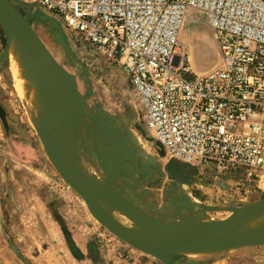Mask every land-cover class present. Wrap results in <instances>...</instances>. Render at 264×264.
Here are the masks:
<instances>
[{
    "label": "built area",
    "instance_id": "2783aa9c",
    "mask_svg": "<svg viewBox=\"0 0 264 264\" xmlns=\"http://www.w3.org/2000/svg\"><path fill=\"white\" fill-rule=\"evenodd\" d=\"M14 1L59 16L121 68L168 156L219 174L243 169L240 180L254 191L264 181V0ZM194 16L219 52L203 74H191L188 53H178Z\"/></svg>",
    "mask_w": 264,
    "mask_h": 264
},
{
    "label": "rangeland",
    "instance_id": "374dc122",
    "mask_svg": "<svg viewBox=\"0 0 264 264\" xmlns=\"http://www.w3.org/2000/svg\"><path fill=\"white\" fill-rule=\"evenodd\" d=\"M21 7L48 48L76 76L88 111L95 112L98 108L118 117L116 126L121 130L126 125L129 127L138 139L141 154L158 159V166L165 175H160L156 170H153L151 177L139 173L138 177L147 182L145 186L165 193L169 198L175 187L179 192L192 195L195 204L217 208L246 204L264 197L262 190L254 191L248 184L243 185L240 180L246 177L243 169L234 174H219L206 163L191 164L198 169L196 175H190L192 184L171 180L164 168L171 157H161L155 142L148 141L136 128V123L145 126L143 119L137 117L134 106L133 110L127 109L129 104L133 105L130 99L122 98L112 88L110 75L113 70L105 68L103 59L98 58L99 53L95 55L97 50L94 46L70 32L59 16L48 14L35 5ZM46 14L58 20L62 34L50 22L40 20L39 16ZM187 25L188 28L199 26L194 33L200 35V40L185 42L182 30L179 52L188 53L191 74L206 73L219 62L214 34L201 18L194 16ZM202 37L209 41L207 47L212 59L204 70L203 60L207 53L197 52L204 44ZM5 46L6 38L0 26V52ZM95 56L98 60L94 59ZM195 59L200 62L197 71L192 68ZM133 99L134 104L137 103ZM146 135L157 140L148 128ZM90 146L85 132L82 153L87 154L85 150L87 147L91 149ZM95 160L98 164L96 156ZM170 200L161 207L157 205V208L170 211L173 207ZM106 207L118 217L119 213L111 206ZM227 214L224 210L208 211L207 217L215 220ZM149 261L164 264L158 258L133 248L99 223L83 198L58 173L37 130L28 120L24 103L16 90L10 62L6 58L0 66V264H147ZM177 262L264 264V245L220 251L206 257L182 256L178 257Z\"/></svg>",
    "mask_w": 264,
    "mask_h": 264
},
{
    "label": "water",
    "instance_id": "95a60500",
    "mask_svg": "<svg viewBox=\"0 0 264 264\" xmlns=\"http://www.w3.org/2000/svg\"><path fill=\"white\" fill-rule=\"evenodd\" d=\"M22 10L14 0H0V26L6 38V46L0 52V66L8 58L13 41L19 39L36 68H41L43 77L51 85L46 108L49 113L56 105L58 119L50 122L47 129L38 127L37 132L59 174L83 198L99 223L133 248L164 264H180L178 257L185 255L178 252L179 248L196 247L212 254L264 245V228L252 227L254 221L264 216V197L217 208L195 204L191 195L174 187L170 193L173 204L170 211H148L132 201L126 188L131 194L148 195L136 178L137 172L151 177L156 170L165 175L158 166V159L141 154L138 139L129 127L126 125L121 130L116 126L118 117L98 108L95 112L88 111L76 76L47 47ZM39 17L51 22L62 34L55 17L47 14ZM135 126L148 141L155 142L161 157L167 156L160 141L147 137L146 125L136 123ZM85 132L98 164L81 151ZM164 168L171 180L189 184L193 181L191 176L198 172L195 166L172 157ZM119 182L122 185L118 186ZM256 188L264 192L260 186ZM106 206L126 215L135 227L125 225ZM218 210L231 214L224 219L207 217L208 211Z\"/></svg>",
    "mask_w": 264,
    "mask_h": 264
},
{
    "label": "bare ground",
    "instance_id": "6f19581e",
    "mask_svg": "<svg viewBox=\"0 0 264 264\" xmlns=\"http://www.w3.org/2000/svg\"><path fill=\"white\" fill-rule=\"evenodd\" d=\"M188 22L189 20L187 21L186 25H184V27L182 28V30H184L185 42L188 41L192 42L195 39L200 40L199 39L200 35L194 33L195 31L199 30L197 29L199 26L197 27L194 26L196 29L194 27L188 28L187 25ZM202 38H203L202 42L204 44L198 49L197 52L207 53L203 60L204 64L202 69L204 70V68H207L211 64L212 59L209 57L210 51L207 47L209 46L208 43L209 41L206 40L205 37ZM41 39L46 44L44 38L41 37ZM181 52H179L178 49V53ZM8 60L11 65V71L13 73L16 90L21 98V101L24 103V106L26 108V115L28 117L30 124L36 130L38 129V127H44V126L45 129H47L48 126L50 125V122H53L56 119H58L57 118L58 112L56 113V107H57L56 105L53 110L49 111V113L46 108V106L49 105L50 102L47 100L48 98L47 94H49L50 92L51 85L43 77V72L41 68L39 67L36 68V66L33 64L32 56L29 54V52L27 51V49L19 39H15L13 41V44L9 51ZM199 65H200L199 60L195 59L192 63L193 70L197 71ZM259 186L262 189H264V181L259 182ZM117 212L119 213L118 218L121 220V222H123L127 226L135 227V223L131 219H129L126 215L122 214L118 210ZM227 212H228L227 216H229L231 212L230 211ZM252 227L264 228V216L254 221ZM177 250L186 257L197 258L203 256L205 257L210 256V253H208V251L200 250L197 249L196 247H185V248H179Z\"/></svg>",
    "mask_w": 264,
    "mask_h": 264
},
{
    "label": "crops",
    "instance_id": "0c3cea01",
    "mask_svg": "<svg viewBox=\"0 0 264 264\" xmlns=\"http://www.w3.org/2000/svg\"><path fill=\"white\" fill-rule=\"evenodd\" d=\"M54 27V26H53ZM51 50V49H50ZM98 54V51H95V55ZM103 59L104 64H105V68H107L108 70H113V73L111 71V83H113L111 86L112 88H115L118 92V94L122 97V98H126V100L131 101V104H129L130 106H128V110L132 109L134 106V112L137 115L138 118H142L141 114H142V110L140 109V107L138 106L137 103L134 104V99L136 101V97H135V90H134V86L131 83L129 77L124 74V72L121 70V68L119 66H117L115 63L106 60L102 55L99 54V57ZM94 59L98 60L97 57L95 56ZM114 89V90H115ZM113 90V91H114ZM132 99V100H131ZM133 101V102H132ZM137 102V101H136ZM88 158L92 159L90 157V155L86 154ZM142 184V188L145 190L147 189V193L148 195L146 196H142L141 193L136 192L135 194H131L129 195V198L136 202L137 204L141 205L144 209L148 210V211H162L161 209H158L156 206H163L167 201L170 200L172 198H169L167 194H161L159 192L154 191V188H149L148 186L143 185V182H140ZM139 190V189H138ZM192 196V195H191ZM193 198V197H192ZM142 202V203H141ZM147 264H153V262L149 261V263L147 262Z\"/></svg>",
    "mask_w": 264,
    "mask_h": 264
},
{
    "label": "flooded vegetation",
    "instance_id": "af4514ba",
    "mask_svg": "<svg viewBox=\"0 0 264 264\" xmlns=\"http://www.w3.org/2000/svg\"><path fill=\"white\" fill-rule=\"evenodd\" d=\"M40 20H41V19H40ZM38 22H39V21H38ZM48 22H49V21H48ZM35 23L37 24V22H35ZM35 23H34V24H35ZM36 24H35V25H36ZM50 24L53 26V24H52L51 22H50ZM90 147H91V146H90ZM92 150H93L92 147H91V149L87 147L85 151H86L87 154L90 155V157L93 158V160L96 162V160H95V155H94V153H93ZM135 175L137 176L136 178L139 179L140 182H143V185H145V184L147 183V182L143 181L142 179H140V178L138 177V176H139V173H138V172H137V174H135ZM118 185H122L121 182H119ZM128 191H129V189H128ZM164 194H165V193H164ZM135 203H136V202H135ZM141 203H142V202H141ZM156 207H157V206H156Z\"/></svg>",
    "mask_w": 264,
    "mask_h": 264
}]
</instances>
